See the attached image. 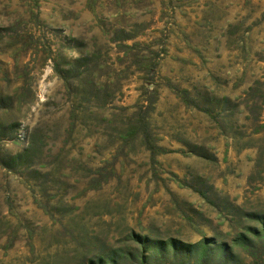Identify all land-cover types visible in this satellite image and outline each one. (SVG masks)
<instances>
[{"label":"rangeland","instance_id":"374dc122","mask_svg":"<svg viewBox=\"0 0 264 264\" xmlns=\"http://www.w3.org/2000/svg\"><path fill=\"white\" fill-rule=\"evenodd\" d=\"M0 264H264V0H0Z\"/></svg>","mask_w":264,"mask_h":264}]
</instances>
